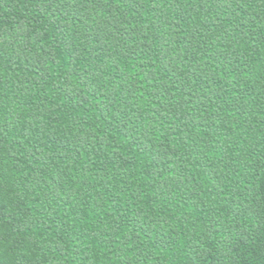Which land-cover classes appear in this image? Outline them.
Returning a JSON list of instances; mask_svg holds the SVG:
<instances>
[{
	"label": "trees",
	"instance_id": "obj_1",
	"mask_svg": "<svg viewBox=\"0 0 264 264\" xmlns=\"http://www.w3.org/2000/svg\"><path fill=\"white\" fill-rule=\"evenodd\" d=\"M0 264H264V0H0Z\"/></svg>",
	"mask_w": 264,
	"mask_h": 264
}]
</instances>
